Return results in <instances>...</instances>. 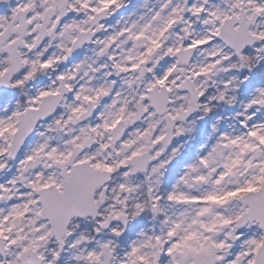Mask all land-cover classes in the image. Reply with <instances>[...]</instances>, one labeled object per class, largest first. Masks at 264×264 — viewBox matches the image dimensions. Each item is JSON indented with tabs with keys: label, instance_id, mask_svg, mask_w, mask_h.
Listing matches in <instances>:
<instances>
[{
	"label": "snow or ice",
	"instance_id": "obj_1",
	"mask_svg": "<svg viewBox=\"0 0 264 264\" xmlns=\"http://www.w3.org/2000/svg\"><path fill=\"white\" fill-rule=\"evenodd\" d=\"M0 264H264V0H0Z\"/></svg>",
	"mask_w": 264,
	"mask_h": 264
}]
</instances>
